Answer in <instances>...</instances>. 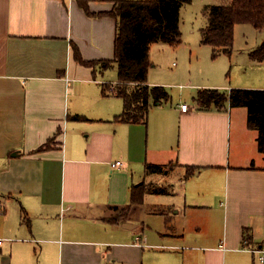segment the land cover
I'll return each mask as SVG.
<instances>
[{"label": "crops", "instance_id": "obj_1", "mask_svg": "<svg viewBox=\"0 0 264 264\" xmlns=\"http://www.w3.org/2000/svg\"><path fill=\"white\" fill-rule=\"evenodd\" d=\"M82 1L0 0V264H264L258 131L197 94L117 120L114 0ZM148 163L174 186L152 192ZM142 182L159 207L118 221Z\"/></svg>", "mask_w": 264, "mask_h": 264}, {"label": "trees", "instance_id": "obj_2", "mask_svg": "<svg viewBox=\"0 0 264 264\" xmlns=\"http://www.w3.org/2000/svg\"><path fill=\"white\" fill-rule=\"evenodd\" d=\"M192 0H114L109 14L116 18L114 57L101 65L117 66L116 94L123 98L124 109L115 118L128 123H147L152 105L168 101L165 86L148 83L151 66L150 49L157 41L178 43L181 37L180 10ZM86 5L87 1H82ZM208 24L202 28V42L213 49V56L221 52L232 55L235 27L239 23L252 24L264 30V0H230L228 3L206 6ZM252 59L264 60V43L250 52ZM106 83L104 90L111 88ZM196 101L204 107L212 105L246 106L247 124L258 131V148L264 152V89L231 88L229 93L216 88L200 90ZM80 119L81 116H74ZM148 172H160L161 165L147 164ZM145 183L136 185L128 205H115L117 220L128 218L144 202Z\"/></svg>", "mask_w": 264, "mask_h": 264}, {"label": "rangeland", "instance_id": "obj_3", "mask_svg": "<svg viewBox=\"0 0 264 264\" xmlns=\"http://www.w3.org/2000/svg\"><path fill=\"white\" fill-rule=\"evenodd\" d=\"M229 1L192 0L183 4L180 10L181 37L179 42L170 43L160 40L151 45L150 60L152 64L149 68L148 80L159 82L155 85L166 87L170 94L169 102L180 100L193 107L195 105L194 97L203 89L219 88L220 86L221 88L226 87L225 89L228 90L230 85L234 88L260 89L257 87H264V60L257 61L250 56V52L264 42V30L257 29L248 23L237 24L232 55L221 52L214 57L212 47L202 42L201 30L208 24L206 6L228 3ZM107 75L108 78H115L118 75L117 66L114 68L111 66ZM249 85L255 86L249 87ZM233 108L232 111L236 119L239 115L241 118H247L246 106H234ZM236 152H241V148L238 147ZM177 172L179 171L175 170L174 173H170L168 169L150 172L144 179L151 181L149 186L154 192L163 190V187L174 186L173 181ZM161 197H165V195H161ZM159 198L158 193H148L147 191L145 204L140 205L144 218L150 217V209L159 207L157 203Z\"/></svg>", "mask_w": 264, "mask_h": 264}, {"label": "built area", "instance_id": "obj_4", "mask_svg": "<svg viewBox=\"0 0 264 264\" xmlns=\"http://www.w3.org/2000/svg\"><path fill=\"white\" fill-rule=\"evenodd\" d=\"M113 88V87H112ZM180 107H181V109L183 110V111H186L187 109H188V107H189V104L188 103H186V102H182L181 104H180ZM112 166H119V165H121L122 164V161L121 160H116V161H113L112 163ZM2 208H3V201H2V199L0 198V212H1V210H2ZM140 237H138V239H139ZM4 238H2V237H0V249H1V246H2V244H3V242H4ZM264 257H263V255H262V259H263Z\"/></svg>", "mask_w": 264, "mask_h": 264}, {"label": "water", "instance_id": "obj_5", "mask_svg": "<svg viewBox=\"0 0 264 264\" xmlns=\"http://www.w3.org/2000/svg\"><path fill=\"white\" fill-rule=\"evenodd\" d=\"M264 43V42H263Z\"/></svg>", "mask_w": 264, "mask_h": 264}]
</instances>
